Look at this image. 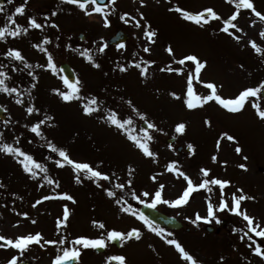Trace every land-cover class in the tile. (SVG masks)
<instances>
[{
	"label": "rangeland",
	"instance_id": "obj_1",
	"mask_svg": "<svg viewBox=\"0 0 264 264\" xmlns=\"http://www.w3.org/2000/svg\"><path fill=\"white\" fill-rule=\"evenodd\" d=\"M18 2L19 0H13L12 4L4 6V11L0 12V27L5 24L10 29H15L17 24L24 27L30 16L45 26L42 29L30 28L32 30L29 35L22 32L18 37L7 36L0 40V71L7 74V86L15 87L22 93L17 96L16 93L0 91V106L8 119L5 126L0 124V143H11L28 154L31 153L37 162L46 166L47 174L54 183L49 184L43 180L44 173L34 178L25 173L18 163V159L22 157L13 158L0 153V235L15 238L39 232L44 240H57L61 237L67 239L68 234L71 241L80 235L97 238L102 234L106 237L109 230L127 232L132 228L140 229V240L120 241L118 249L109 242L105 247L114 256L123 255L126 264H153L156 261L155 264H188L181 259L174 246L165 242V237L186 239L188 252L191 254V249L197 246V240L208 235L210 237L204 249L199 250L201 248L197 247L191 254L200 264H208L206 261L215 254H219L217 264H264V260L249 249L251 241L247 237L243 240L240 238L248 231L247 222L242 217L224 210L217 212L222 221L220 224L215 220L210 223L203 220L196 224L191 222L197 213L207 215L208 199L218 206V186H212L211 193L203 189L194 192L189 202L181 207H170L163 203L156 206L160 210L168 208L170 215L190 229L188 234L181 230L178 233L165 232V237L157 236L136 216L121 212V205L115 203L122 196L137 210L141 204L131 198L130 192L135 191L138 195L144 191L154 193L161 184L164 185L163 198L175 199L186 187L183 177L167 170L169 163L176 162V168L186 173L194 183L198 184L204 178L200 173L201 168L210 169V173L218 178L229 180L231 183L225 188V198L229 205L232 193L253 197L241 202V210L264 226V119L257 116L251 102L237 113L228 112L215 101L188 109L184 103V94L187 75L194 64L190 61H186L184 65L178 63L179 59L187 55H195L201 61H206V67L200 73V81L217 85V92L222 97H234L242 89L254 87L264 80V53L257 54L248 43L249 40H255L264 47V39L258 34L259 30L264 29V22L250 15V10H241L235 23L243 31L235 33L241 37L237 41L232 35L220 30L221 21L211 20L207 24L196 25L184 20L175 10H169L177 5L192 12L211 7L221 17L227 18L234 7L226 3V0H147L144 5L139 0H115L114 5L109 6L108 27L104 26L103 17L99 13L85 15L75 5L54 0H27L24 15H14L15 23H8L7 17L20 5ZM253 2L257 10L264 12V0ZM45 4L51 6V9L63 8L67 11L61 15L60 12H55L56 15L53 16V11L48 13L51 10L46 9ZM30 11L32 14L27 15L26 12ZM44 12L51 25L62 22L64 29L60 25V30L53 31L51 25L41 18L44 16L40 13ZM125 12L130 14L125 18L130 21L127 24L120 19ZM141 13L143 17L140 16ZM133 16L140 20L139 28L131 20ZM253 19H257L255 25L250 24ZM118 26L128 35V42L120 49L105 47L104 52H99L97 49L106 44V40L116 32ZM146 27L157 33L152 40L144 34ZM80 33L85 37L82 43L77 40ZM45 36L49 43L44 47L53 56L55 72L46 67H37L46 64L47 56L34 45L42 42ZM74 42L80 49H90L93 61L99 67H94L92 62L81 56L80 52L83 50L73 46ZM169 46L173 48L174 54L166 51ZM145 47L150 51L145 52ZM10 48L20 50L25 62L31 67H25L24 62L3 55ZM149 61L153 63L148 64ZM64 62L72 67L77 74L76 78L81 81L82 97L95 96L104 102L105 109L116 110L121 118L131 116L138 132L142 122L125 103L131 100L140 111L147 114L157 128L162 129L150 130L154 140L160 143L158 145L153 140L149 142L151 150L156 154L154 157L144 156L124 134L103 122L100 119L101 112L85 116L81 101L64 102L60 99L53 90H67L57 73L58 66ZM136 63L142 66L147 64L148 72L145 77L140 76ZM120 66L127 70L121 71ZM169 67H179L183 72L178 74L162 70ZM29 72L33 75L30 76ZM193 87L201 96L210 92L206 84L195 79ZM173 92L179 98L173 97ZM17 99L23 103H16ZM256 99L264 108L261 98ZM28 107H35L39 111L28 114ZM45 116L52 119L41 125L42 136H36L30 131V126ZM206 119L209 121L206 122ZM181 122L186 126L185 131L176 133L175 125ZM225 133L235 139L229 140L223 135ZM168 138H174L176 145L166 146ZM49 141L66 149L75 161L87 162L94 168L96 165L104 168L105 170H101L111 177L110 181L98 182L104 187L112 188L117 177L120 183L131 180L132 184H126L124 190L114 189L117 195L110 198L101 187H97L96 183L85 178L82 173L81 183H77V174L70 165L57 167L55 160L60 157L47 147ZM188 144L193 146L191 154L184 152ZM176 146H182L181 153L176 151ZM237 146L241 148L239 153L236 152ZM40 147L45 150L42 155ZM193 149L197 150L195 156ZM214 155L217 157L216 161L212 159ZM171 159L174 161L170 162ZM225 161L226 163H222ZM241 164H245L246 169L240 168ZM153 176H156L155 180L152 179ZM238 188L243 193L237 192ZM60 193L71 195L75 202L60 198ZM44 196L50 198L42 200ZM143 199L150 201V198ZM37 200L41 202L33 207ZM65 205L69 209V219L57 229V219L62 218ZM22 212H27L28 216L20 215ZM93 221L103 223L105 228H98ZM207 226L212 227V234L205 232ZM234 226L242 231L234 233ZM168 233L172 235L168 236ZM185 235H189L188 238ZM249 235L257 243L264 244V238L256 237L254 233ZM225 238L230 243L223 246L222 240ZM64 246L69 245L41 247L32 244L20 259L33 264H51L52 258ZM238 249L245 252L244 258L239 260L236 259ZM12 255H18V250L0 248V264H6ZM221 257L226 260H221ZM102 259V256L95 255L92 248L82 249L79 264H102Z\"/></svg>",
	"mask_w": 264,
	"mask_h": 264
},
{
	"label": "snow or ice",
	"instance_id": "obj_2",
	"mask_svg": "<svg viewBox=\"0 0 264 264\" xmlns=\"http://www.w3.org/2000/svg\"><path fill=\"white\" fill-rule=\"evenodd\" d=\"M9 4L13 3V0H7ZM63 2L75 5L80 10L84 12L85 15H91L92 13H99L103 17V24L105 27L109 26V19L108 14L111 8L109 6L114 5L115 0H107V4L104 3V0H63ZM141 5L146 4L147 0H139ZM226 3H229L234 7V11L227 18L221 17L213 8L206 7L199 12H192L181 8L180 6H175L174 9H169L170 11L175 10L176 12L180 13L181 17L190 22H194L196 25L207 24L211 20H217L222 22V28L220 29L224 33L232 35L234 39L239 41L241 39L240 36L236 35V32H242L243 29L239 28L238 24L235 23L238 17L241 14V10H250V15H254L260 22H264V12H261L256 9L253 0H226ZM27 4V0H23V2L15 7L14 13L7 17L8 23H15L13 20L14 15H24L25 13V6ZM91 5V7H89ZM4 9L0 7V12H3ZM52 15H56L55 12ZM130 14L125 12L120 16V19L124 21V23H129L128 19H125ZM143 17V14H140ZM257 19H253L250 21L251 25H255L257 23ZM131 20L135 21V26L140 27L141 22L137 20L136 17H131ZM45 25L37 22V19L34 17H28L27 27H23L21 25H16L15 29L8 28L7 24L4 27H0V40H4L7 36L11 37H18L22 32L27 33L29 28L32 29H42ZM55 27L56 25L53 24ZM235 30V31H232ZM145 36L152 40L153 37L156 36V31L151 29L150 27L145 28L144 32ZM259 36L261 39H264V29L259 30ZM103 39V38H101ZM49 43V39L45 36L42 42L37 43L34 45L37 49L41 52L45 53L47 56L46 64L45 65H37V67H46L47 69H51L54 72L56 71V64L54 62L52 54L48 51L47 48L44 47L45 44ZM252 49L257 53H264V47H261L255 40H249L248 42ZM107 45H101L97 50L99 52H104L105 47ZM70 47V46H69ZM117 47L122 48L124 47L123 44L117 45ZM145 52L150 51L148 47L144 48ZM169 54H174V50L171 46L167 47L166 49ZM90 49H85L80 52L81 56H84L88 61L92 62L94 67H99L93 61V57L90 54ZM3 55L13 58L15 60L21 61L25 63V67H31L25 62V57L22 55L21 51L18 49L10 48L8 49ZM186 61L193 62L194 67L191 68L187 75V86L186 92L184 94V103L188 109H195L197 107L203 106L205 103L209 101H215L219 106L223 109L227 110L231 113L240 112L242 109L245 108L246 104L251 102L253 109L256 111L257 116L260 119H264V108L261 107L260 103L258 102L259 97L264 96V80L260 81L254 87H247L242 89L236 96L225 98L218 94L217 92V85L212 82H204L200 81V73L206 67V61H201L195 55H187L183 58L179 59L178 63L180 65H184ZM148 64L153 63L152 61L147 62ZM2 67V66H0ZM135 67L140 69V76L145 77L148 72L147 64L141 65L139 63L135 64ZM14 71H18L19 69H13ZM121 71H126L127 69L124 66H120ZM169 72H176L182 73L183 69L177 68H167L162 69ZM29 75L32 76L33 74L29 72ZM7 78V74L4 71H0V91L5 93H16L17 96L22 95L15 87H8L5 83ZM63 84L65 85V91H61L59 89H54L60 99L64 102H71L73 100L81 101L82 112L85 116H91L96 112H101L100 119L108 124L109 126L115 127L118 131L126 136V138L131 141L134 146L146 157H154L156 154L150 148V141L154 139L152 131H162V129L157 128V125L152 122L145 112L140 111L135 104L131 100L125 101L127 105L130 107L132 113L139 117L140 121L146 127H140L139 131H136L134 121L131 116L127 118H121L116 110L103 107L104 102L99 101L95 96L91 97H82L81 96V81L76 79L75 81L70 80L66 76L61 77ZM198 80L202 84H206L207 89L210 90L209 94L207 95H199L194 90L193 87V80ZM35 87V85H33ZM171 95L175 98H179L175 92L171 93ZM86 101V102H85ZM16 103H23L20 99L16 100ZM28 114H32L33 112H38L39 109L35 107H28L26 109ZM52 117L45 116L44 119L38 120L37 123H33L30 126V131L36 136H42L41 125L45 123L47 120H51ZM207 122V121H206ZM185 124L184 123H177L175 125V132L176 133H183L185 131ZM227 136L229 140H234L235 137L228 135L227 133L223 134ZM18 142V140H17ZM47 147L53 152L58 154L60 159L55 160V164L57 167H63L65 165H70L73 171L77 174L75 176V180L77 183H81V173L84 175L85 178L92 180L93 183L97 184V187H101L106 195L110 198L116 197L117 193L114 189L124 190L127 185H131L132 181L128 180L126 183H120L119 178L117 177V182L112 185V188L104 187L99 181H110L111 177L108 173L102 172L97 168H94L87 162H78L73 160L68 151L62 147H57L54 143L48 142ZM171 147V145H169ZM189 154H191V150L193 146L188 144ZM217 147H219V141L217 142ZM241 148L237 146L236 152L239 153ZM0 153L11 155L13 158L22 157V159H18V163L21 165L23 171L25 173L30 174L31 177H36L40 175V173H44L42 179L47 181L49 184L54 183V181L48 176V169L42 163L37 162L31 154L23 151L20 147L14 146L11 143H0ZM213 161H216L217 157L214 155L212 157ZM247 159V157H245ZM222 163H226L222 162ZM176 162H171L167 165V170L169 172H176L178 176L183 177L186 181V187H184L181 194H179L175 199L168 200L164 199L162 192L164 185L161 184L154 193H150L148 191H144L141 194H137L135 191H131L130 195L131 198L134 200L139 201L140 204L145 205L148 208H156L158 204H165L170 207H181L186 205L189 202L191 195L198 191V190H206L207 192H212V186H218L220 198L218 206L214 205L211 199H208L207 202V215L201 216L199 213L196 214L195 219L191 222L196 224L197 221L203 220L206 223H210L212 220H215L217 224H220L222 221L217 215V212L228 210L229 212L236 214L237 216L242 217L243 221H246V227L248 231L244 232V235L240 238L243 240L245 237L251 243L248 244L249 249L251 252L260 257L264 260V244L257 243L253 240V237L249 235V233H254L256 237L264 238V226H261L260 223L255 221V218L249 215L246 211L241 210V202L246 199H253V197L248 196L246 194L237 195L236 193H232L231 205H229L228 200L225 198V188L231 182L226 179H221L217 177H209L210 169L201 168L200 173L202 177H204L200 183H194V181L183 171L176 168ZM240 168L246 169L245 164L239 165ZM38 170V171H37ZM129 174H131V168L129 169ZM153 180L156 179V176L152 177ZM237 192L243 193L242 189H237ZM60 198L67 199L70 201H74V198L67 194V193H60ZM150 198V201L145 200L143 198ZM50 197L44 196L41 199L47 200ZM41 200H37L33 207L36 204H39ZM117 205H121L120 211L125 213H131L133 216H136L139 220L143 222V224L148 228L149 231L155 233L157 236L165 237V229L158 227L154 221L150 220L148 216L144 214V212L139 210H134L132 205L128 203V201L124 200L121 196L115 200ZM22 216L27 217V212L19 213ZM69 219V209L67 205L64 206L62 218L57 219V229H59L62 225L66 224ZM188 219V217H185ZM35 223V221H32ZM19 221H17V224ZM93 224L100 229H104L105 225L103 223L93 221ZM232 231L235 233L237 231H242V229H238L235 226L233 227ZM171 233H168V236H171ZM131 239L140 240L141 239V232L140 229L132 228L127 232L116 231V230H109L107 231L106 237L102 234L97 238H89L84 235L77 236L73 238L71 241L68 242L69 246H64L59 249L57 255H55L52 260L51 264H71L72 261L78 260L81 255L82 249H97V248H105L108 242L119 240L121 242L128 241ZM43 241V243H41ZM0 248H12L18 250V255H12L7 261L6 264H24L23 260L20 259L23 256L24 252L32 245L38 244L41 247L44 245H65L66 241L64 238H59L57 240H44L41 233L37 232L35 234H23L19 235L15 238L6 237L4 235H0ZM165 242L168 245H172L175 247L176 251L179 253L182 260L188 262V264H200L176 239L173 238H166ZM221 260L224 257L220 258ZM107 260L109 261H117L118 264H126V259L123 255H115V256H108Z\"/></svg>",
	"mask_w": 264,
	"mask_h": 264
},
{
	"label": "water",
	"instance_id": "obj_3",
	"mask_svg": "<svg viewBox=\"0 0 264 264\" xmlns=\"http://www.w3.org/2000/svg\"><path fill=\"white\" fill-rule=\"evenodd\" d=\"M106 1L107 0H104V3H106ZM126 40H127V37L124 34H122L121 32H117L116 35L114 37H112L107 42V44L108 45H119V44L125 43ZM59 70L63 76H66L70 80L75 81L74 74L68 65H66V64L61 65ZM262 98L264 99V96H262ZM0 121H6L4 111L2 110L1 107H0ZM139 211L144 212V214L146 216H148V218L150 220L154 221L155 224H157V225L165 226V227L170 228V229H179L180 228V224H178L175 220L163 216L162 214L155 211L153 208H148L145 205H143L140 207ZM209 231H211V230L209 229ZM112 242L118 246V240H115ZM95 251L101 252L102 249L97 248V249H95ZM24 264H28V263H24ZM72 264H75V262L72 261Z\"/></svg>",
	"mask_w": 264,
	"mask_h": 264
},
{
	"label": "flooded vegetation",
	"instance_id": "obj_4",
	"mask_svg": "<svg viewBox=\"0 0 264 264\" xmlns=\"http://www.w3.org/2000/svg\"><path fill=\"white\" fill-rule=\"evenodd\" d=\"M4 1H6V3H7V0H4ZM102 261L103 262L107 261V258L105 257V254H104V259H102ZM109 262H111V261H109Z\"/></svg>",
	"mask_w": 264,
	"mask_h": 264
}]
</instances>
